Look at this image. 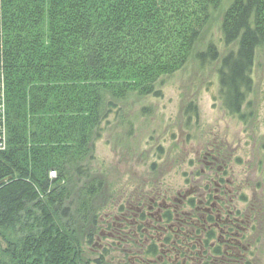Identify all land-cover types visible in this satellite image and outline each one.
<instances>
[{"label": "trees", "instance_id": "1", "mask_svg": "<svg viewBox=\"0 0 264 264\" xmlns=\"http://www.w3.org/2000/svg\"><path fill=\"white\" fill-rule=\"evenodd\" d=\"M226 1L0 0V112L6 110L0 146L7 135L0 149V230L31 223L20 252L6 251L14 260L259 263L251 261L252 250L248 258L241 250L211 246L210 231L197 249L200 224L188 226L181 215L175 217L178 211L118 221L126 204L135 213L147 203L172 202V192L162 189L153 170L148 177L156 184L147 193L148 183L118 186L94 167V143L119 104L132 95L157 96L163 79L190 61L201 70L219 62L222 108L240 115L252 88L255 52L264 47V0L228 1L219 26L226 51L221 56L213 41L201 45ZM185 109L187 117L196 115L193 104ZM191 174L195 191L191 181L199 171ZM122 224L125 233L118 239ZM131 247V253L124 250Z\"/></svg>", "mask_w": 264, "mask_h": 264}, {"label": "rangeland", "instance_id": "2", "mask_svg": "<svg viewBox=\"0 0 264 264\" xmlns=\"http://www.w3.org/2000/svg\"><path fill=\"white\" fill-rule=\"evenodd\" d=\"M228 1L214 13L201 45L203 48L213 41L221 56L226 51L220 42L219 26ZM218 67L219 62H215L201 70L190 61L182 70L163 79L156 87L157 96L132 95L120 103L118 110L110 114L109 123L103 124L101 138L94 143V167L118 186L130 180L148 183L144 188L147 193L152 184H156L148 177L153 170L162 189L175 196V192L192 187L188 182L190 171L200 168L206 146L213 140L226 144L229 160L223 179L231 183L228 187L231 194L227 199L222 198L227 204L223 206L230 207L232 212L238 210L241 215L254 213L258 217L257 236L251 237L255 245L251 247L254 254L251 261L264 264V47L255 52L251 92L238 116H230L222 108L216 75ZM188 103L196 107L195 116L187 117ZM5 113L6 110L0 112V127L6 131ZM6 141L7 135H4L1 150ZM196 158L200 162L190 166L188 162H196ZM152 205L149 204L152 209L145 212L153 214L159 210L157 204ZM27 224L22 228L0 230V264H33L30 258L19 262L6 253L7 250L20 252L21 241L31 231V223ZM100 238L96 239L98 248L102 243Z\"/></svg>", "mask_w": 264, "mask_h": 264}, {"label": "flooded vegetation", "instance_id": "3", "mask_svg": "<svg viewBox=\"0 0 264 264\" xmlns=\"http://www.w3.org/2000/svg\"><path fill=\"white\" fill-rule=\"evenodd\" d=\"M217 141L218 140H213V142L206 146L201 162L199 159L197 160V158L196 162L195 160H190V162H188L190 166H192L191 163H194L193 166H195L197 165L196 163L200 162V168H194V170L190 171V174L193 172L196 174V172L199 171L198 178L195 181H191V183L194 184L195 191H193V186H190L184 192H175V196L171 197L172 202L162 200L157 206L159 210L153 214L151 212H145V210L149 211L152 209L148 203L146 204L148 205L147 207L143 205L137 209L135 213L133 207L126 204L124 206L126 211L119 213L121 216L116 219L118 221L122 219L124 223H126L128 219H135L138 217L137 215L141 213L153 218L154 216H162V211H178L175 217L177 218V215H181L180 217L184 219V222H186L188 226H191V224L195 222L200 224L198 229L199 243L196 246L197 249H202L204 235L207 231H210L213 237L210 240V245L215 248L219 246L224 251L234 249L248 252L252 250L251 247L255 245L254 241H251V237L253 235L257 236L255 232L258 225V217L256 215L254 216V213H250L251 216L241 215L238 210L232 212L229 211L230 207L226 208L223 206V204L225 206L227 204L223 202L222 198L225 199L231 194L230 190H228L231 183L223 179L226 173V164L229 160V149L226 144ZM170 195H172V193ZM191 200H194V206L189 204ZM167 202L169 204H167ZM186 209L188 211H186ZM123 225L124 224L117 227L116 234H118V239L125 233ZM129 231H131V229H129ZM149 231L150 230H147L146 232L149 234ZM174 231L176 233L178 232V230L173 229V232ZM100 246L102 247V244ZM181 247L184 248L183 246ZM187 248H189V246ZM124 250L129 253L133 252L132 247L125 248ZM116 256L120 257L119 254Z\"/></svg>", "mask_w": 264, "mask_h": 264}, {"label": "water", "instance_id": "4", "mask_svg": "<svg viewBox=\"0 0 264 264\" xmlns=\"http://www.w3.org/2000/svg\"><path fill=\"white\" fill-rule=\"evenodd\" d=\"M3 181L0 182V185L2 184Z\"/></svg>", "mask_w": 264, "mask_h": 264}]
</instances>
